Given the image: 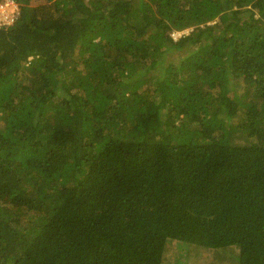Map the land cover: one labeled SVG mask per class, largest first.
<instances>
[{
    "label": "trees",
    "instance_id": "16d2710c",
    "mask_svg": "<svg viewBox=\"0 0 264 264\" xmlns=\"http://www.w3.org/2000/svg\"><path fill=\"white\" fill-rule=\"evenodd\" d=\"M14 1L0 264H264V0Z\"/></svg>",
    "mask_w": 264,
    "mask_h": 264
},
{
    "label": "built area",
    "instance_id": "2783aa9c",
    "mask_svg": "<svg viewBox=\"0 0 264 264\" xmlns=\"http://www.w3.org/2000/svg\"><path fill=\"white\" fill-rule=\"evenodd\" d=\"M19 11L18 4L15 3L14 0H2L0 1V26L1 25H10L14 22L17 14ZM185 32L183 33H172L171 36L177 40L179 37H181Z\"/></svg>",
    "mask_w": 264,
    "mask_h": 264
},
{
    "label": "rangeland",
    "instance_id": "374dc122",
    "mask_svg": "<svg viewBox=\"0 0 264 264\" xmlns=\"http://www.w3.org/2000/svg\"><path fill=\"white\" fill-rule=\"evenodd\" d=\"M191 30H187V31H185V33H189ZM171 57H173L172 55H170V54H168V59H172ZM170 250L171 251H169V253H168V255H169V259L171 260L170 262L172 263L175 259H178L179 258V252H181V253H183V254H185V250H184V248L183 249H181V247L179 246V245H172L171 247H170ZM228 256H230L231 258H234L235 257V253L234 252H230V254H228ZM198 260V262H197V264L199 263V259H197ZM201 262V261H200ZM192 264H196V263H194V260L192 261Z\"/></svg>",
    "mask_w": 264,
    "mask_h": 264
}]
</instances>
